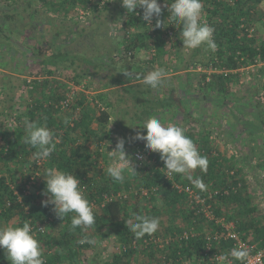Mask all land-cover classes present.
Masks as SVG:
<instances>
[{
    "label": "trees",
    "instance_id": "trees-1",
    "mask_svg": "<svg viewBox=\"0 0 264 264\" xmlns=\"http://www.w3.org/2000/svg\"><path fill=\"white\" fill-rule=\"evenodd\" d=\"M0 2L12 6L18 3V0ZM24 3L25 15L20 14L22 23H8V20L15 17L10 13L5 15L7 20L0 21V62L4 61L0 63V67L3 65L13 70V62L16 69L18 66L14 56L6 57V47L1 45L4 39L9 44L7 47H10L12 30L26 32L29 29L26 41L37 42L31 45L34 54L32 63L36 67L22 86L23 95H27H18L24 101H20L16 108L11 106V113L0 112L4 119V114H15L12 127H6L5 124L0 126V225L1 221L9 222L14 219L13 226H22L26 221L38 226L52 217L53 221L49 227L58 229V236L53 239L50 232L36 236L41 243L45 264H62L64 261L68 264H86L88 260L100 259L101 250L98 243L106 236L114 238L111 242L116 249L106 255L103 264H184L188 260L192 264H240L230 256L228 260L224 259L233 248V242L223 236L213 238L214 233L222 228L214 220L211 221L202 215L199 207L191 203L187 193L174 186L176 182L196 189L202 196L218 191L217 194L214 193L213 198L207 200V203L213 205L216 215L234 221L243 239L264 249V207H260L258 203L260 199L245 175L244 166L236 163L238 158L217 152L220 150L215 147L213 131L209 127L213 123L211 117L206 118L204 114L193 116L187 111V125H178L184 129L185 135L193 140L199 153L208 160L207 170H193L191 180L178 174L167 177L160 155L147 150L144 143L134 145V149L139 146L146 154L142 162L132 156L134 161L130 166L136 173L126 168L123 183L113 182L107 175V149L111 151L112 146L109 143L106 145L105 140L110 141L112 136L109 124L117 101L114 97L121 99L120 94L123 91H132L134 95L141 92L137 88L140 84L138 82H143V76L147 73L144 70L136 71L133 59L137 56L139 48L146 47L148 41L153 42L156 48V55L150 60L156 62L158 58H164V62L169 64L166 57L170 55L171 48L176 43L168 37V30L177 28L176 36L182 30V25H170L171 22L167 18V4L170 5L172 0H158L162 10L159 19L165 21L164 26L155 27L157 18L153 17L154 35L149 32V27L143 21V9L137 7L135 14H128L121 0H25ZM262 4L264 0H235V4L223 0H202L201 21L204 16L209 19L214 29L213 38L217 48L214 52L206 46L194 49L191 56L183 61L184 64L176 75H173L176 77L172 79H177V83L171 88L170 95L160 102H169L171 105L174 103L178 91L176 86L180 84L182 76L178 73L185 71L188 76L194 75L191 70L196 71L198 65H204L199 58L204 48L210 57L206 68L213 62L218 69L236 70L253 65L256 60H264V42L259 46V38H249L245 28H241V19L247 26L256 25L254 16L259 13ZM40 8L47 17L41 16ZM49 14H53L62 22L72 19V16L78 20H86L92 14L96 21L91 26L88 24L79 28L71 25L67 28V35L75 37L76 40L87 33L88 26L95 37H102L99 32L102 26L107 25L104 34L108 35L110 30H116L121 24L124 35L116 41L114 52L111 50L109 54L111 64L107 65L108 68L93 61L89 55H83V52L78 55L75 51L70 52L68 48H56L55 51L56 38L61 37L64 31L55 29L52 37L45 36L48 33L45 31L46 27L52 28L53 21L56 20ZM41 27L43 28L39 33L37 29ZM38 34H41V37H36ZM78 42L81 43V40ZM120 52L125 55H119ZM216 56L219 62L214 60ZM78 58L83 60L86 66L82 68L81 73L71 72V69L75 70L72 66L76 65ZM116 62H121V65L117 66ZM101 67L109 70L107 79L101 77ZM87 72H90L88 74L93 78L98 77L97 82L95 81L99 86L97 95L88 97L85 91H80L66 106L60 105L68 97V89L63 79H72L79 84L88 76ZM126 72L130 73L128 81ZM258 72H261L264 82V67ZM170 74L172 73H168V76ZM239 74L240 72L227 75L219 71L201 72L198 87L195 88L190 82L187 90L191 92L193 100L207 99L202 93L205 85L210 95L216 94L219 100L224 99L223 103L230 105V85ZM170 82L172 84L171 79H166V84ZM134 95L138 103L143 104L146 99L150 101L148 98ZM107 98L108 101L105 102ZM178 102L182 103L180 99ZM100 103H103L104 109ZM258 111L259 120L264 126V109ZM65 117L70 120V125L63 123ZM26 120L46 124L52 132L55 150L41 165L34 156L36 149L25 143ZM243 160L248 161L247 157L242 158ZM258 166L264 170V152L259 158ZM51 167L72 173L79 179L81 189L92 205L96 218L93 228L78 227L72 230V214L62 220L54 211V205L47 202L49 197L45 195L46 183L43 176L45 170ZM32 178L33 190L27 193V186ZM196 181H201L204 189L196 187ZM263 187L261 186V190L264 194ZM119 191L128 193V197L106 201L105 195L111 196ZM18 194L22 197L21 201ZM137 215L158 217V231L136 239L126 222L135 223ZM193 227L198 232L197 236L180 237V234ZM209 236H212L210 241ZM168 237L172 239L168 243L164 240L162 245L155 241ZM82 239L91 243H79ZM0 251L3 249L0 248ZM219 254L223 255L222 263L217 261L216 255ZM0 264H10V261L3 257Z\"/></svg>",
    "mask_w": 264,
    "mask_h": 264
},
{
    "label": "rangeland",
    "instance_id": "rangeland-1",
    "mask_svg": "<svg viewBox=\"0 0 264 264\" xmlns=\"http://www.w3.org/2000/svg\"><path fill=\"white\" fill-rule=\"evenodd\" d=\"M24 2L25 0H18V3L13 4L12 6L0 2V21L7 20L5 15L6 13H10L15 15V19L13 18L12 20H8V23H22V16H20V14L25 15L24 7L26 6V4ZM40 11L41 16L47 17L46 13L42 8H40ZM49 16L55 18L53 14H49ZM88 17L89 18L86 20H78L77 17L72 16V19H68L64 22H62L58 18H55L56 20L53 21L54 25L52 26V28L49 29L48 27H46L45 31H48V33L45 34V36L48 35L49 37L51 35L52 37L53 33L56 32L55 29H62V31H64V34L61 37L59 36L56 38V46L54 48L55 51L56 48H68L70 49V52L75 51L78 53V55L83 52V55H89L93 61L99 62L102 64V66H106L108 68L107 65L111 64L109 54L111 53V50H113L114 52V49L116 48V41L123 37L124 29L120 24V26L116 30H110L108 35H105L104 32L107 29V25H104L99 29V32L103 36L95 37L94 33L92 34L89 27L96 21V19L92 14ZM254 20L258 32H263L264 4L261 5L259 13L255 14ZM88 24H90V26H88L87 33H85L84 36H79L77 38L78 40H76L75 37L67 35L66 33L67 28L71 25L80 28L82 27V25L87 26ZM42 28L43 27L37 29L39 33H41ZM10 29L12 30V27H10ZM12 31L13 35L10 41V47H7V45L9 46L7 40L3 39L1 41V45H4L6 47V57L11 58L12 56H14L15 62L18 63L17 69L16 64L14 62L12 63L13 66H15V69L13 70L10 68H6L3 65L0 67V112L5 113H11V106H14L16 108L20 101H24L22 100L23 98L18 97V95H23L22 86L24 85V81L27 80V78L31 77L29 75L31 71L35 69L34 67H36L32 63L34 59V54L31 50V45H34L37 42L35 40H29V43L26 41L27 35L30 33L29 29L28 31L26 30V32L20 30ZM36 37H41V34H38ZM177 37H179V35L172 40L176 44L171 48L170 55L166 57L169 61V64H166L164 62V58H158L156 62L150 60L154 57V46L153 42L151 41H148L146 47L139 48L137 56L133 59L136 71L141 72L142 70H144L146 73H148L156 68L164 67L166 71H169L168 73H172L167 78L171 79L172 84L171 82L169 83L171 85L165 83L163 86L153 89L150 86L145 85L143 82H138L140 84L137 88L141 91L139 95H134L132 91H123L120 94V96L122 97L121 99L118 100L116 98L119 97H114L117 101L115 103L116 106L113 111V117L109 124V129H111L112 131V136L109 139L110 141L105 140V142L106 145H108V143L111 144L113 150L116 147L118 138H123L125 141V152L127 154V158L130 161V165L134 161L132 158L134 153V145L137 143H144L145 146V142H142V140L135 139V136L138 132L141 134L146 133V129H143L140 126H142L145 120L152 116H155L156 118L160 119L161 122L166 126H178L181 124L187 125L185 123L187 111L190 112L193 116L204 114L206 118L210 119L211 117V119H213V123H211L209 127L213 131V140L217 141L218 143H221V136L219 137L216 134L218 132V129H216V127L214 126V121L216 119H219L218 121L220 123H223V125H226V121H231L234 123L235 127H239L238 121H240L239 119L241 117L252 118L255 120L256 124H259L261 122L259 120L260 115L258 110L264 109V82L261 72H258L259 69L250 68L244 72L241 71L240 74L235 78V80H233L232 84L230 85L232 95L230 96V100H228L231 106L226 103H223L224 99L220 98L219 100V96H216V94L210 95L205 85L203 86L205 88H203L202 93L206 95L205 97H207V99H200L201 101L191 99V92L187 90V85L192 82L195 88L198 87V78L200 76L199 74L201 73L196 72L194 70H191V72L194 74L191 76L185 74V71H180L181 74L178 73L179 76L182 75L181 82L179 84L180 86H176L178 88L177 96H175V100L172 105L169 104V102H160V100H165L164 98L170 95L172 90L171 88L175 86V83H177V79H172L176 77L173 75H176V72H178L182 64H184L183 61L185 59L187 60V58L191 56V53L193 51L186 48L183 49V42ZM79 40H81V43L78 42ZM119 55L122 56L125 54H123V52H120ZM0 57H2V55H0ZM199 58L202 60V64L204 65H206L210 61V57L207 56L205 48L201 51ZM3 62L4 61H1L0 63ZM116 65L120 66L121 62H116ZM85 66L86 65L84 64V61L78 58L76 61V65L72 66L75 70L72 71L71 69V72L77 71V73H81L82 68ZM175 67H177L176 71ZM101 68V77L107 79L109 75V70L105 67ZM88 73L90 72H87L88 76H86L82 80V82L79 83L81 85L84 84L85 86L82 87L79 85V87L86 91V93L89 95L88 97H94L95 95H97L96 90L99 89V86L96 83V79L98 80V77L93 78ZM128 78L130 77H126L127 81ZM63 81L74 82V80L72 79H63ZM202 83L205 84L204 82ZM26 95L24 94L23 96ZM133 95L135 97L138 96L143 97L145 99L148 98L150 101L146 99L143 104L138 103L136 102ZM178 99L182 101L181 104L180 102H178ZM107 101L108 98L105 102ZM163 103L166 105H163ZM4 117L5 119L0 115V126L5 124L6 127H12L15 123V120H13V118H15V114L12 113L9 116L4 114ZM218 134L220 133L218 132ZM223 136H227V134L224 133ZM261 142L264 144V140ZM240 143L241 142H239V140L237 141V143H232L229 140L226 143L224 142L222 146L220 144H215V147L217 149H219L220 147L223 148V151H218L217 149L216 150L217 152L222 153L227 157H230V155H234L238 158V161H236V163L244 166L245 175H247V178L249 179L248 181L252 189L254 190V192L257 193L258 199H260L258 203L260 207H264V194L261 190V186H264L261 185L264 183V170H262L258 166L259 158L261 157L262 152H264L263 148L262 146H260L261 148L258 151H250L248 145L246 144L247 146L245 147V149L240 150ZM246 157L248 161H242V158ZM107 163L109 164V159L107 160ZM32 190L33 187L29 189V191ZM14 222V219L9 222L1 221L0 226L16 227L13 226ZM48 232L51 233L53 239L59 234V230L56 228L54 229L53 227L47 228L46 234ZM112 240H114L113 237L106 236L104 239L101 240V242L98 243L101 250V256L100 259L98 258L93 260L92 264H103V259L106 258V255L113 251L112 249H116V246H113V242H111ZM3 257H6L4 249L3 251H0V259ZM62 264L65 263L63 262ZM184 264H192V262L188 260L185 261Z\"/></svg>",
    "mask_w": 264,
    "mask_h": 264
},
{
    "label": "clouds",
    "instance_id": "clouds-1",
    "mask_svg": "<svg viewBox=\"0 0 264 264\" xmlns=\"http://www.w3.org/2000/svg\"><path fill=\"white\" fill-rule=\"evenodd\" d=\"M122 6L127 13L135 14L137 7L143 9V21L151 25L155 16L157 18L155 27L164 26L161 21V6L158 0H121ZM167 18L171 24L177 27L182 25L179 39L183 42V49L194 50L206 46L210 51H215L217 45L213 38L214 29L207 23H201L203 12L202 0H172L167 4ZM127 76L130 73H125ZM168 73L164 67L156 68L143 76V83L153 89L166 83ZM63 123L70 125V120L65 117ZM146 129V134L137 133L135 139L145 142V148L156 152L164 161L165 175H183L191 180V172L197 168L206 171L208 160L202 156L193 140L185 135L184 129L176 125H164L155 116L149 117L140 126ZM25 143L36 149L34 156L37 159H47L55 150L52 132L45 125L36 121H25ZM109 148V147H108ZM109 164L106 172L113 182L123 183L125 181V169L130 168V161L125 152V141L118 138L115 149H107ZM43 179L46 183L45 195L54 205V211L63 220L71 215V229L75 230L93 228L96 218L92 205L81 189L79 179L69 172L60 171L55 167L45 170ZM196 187L204 189L201 181L195 182ZM46 202V203H47ZM130 231L136 239H142L145 235H152L158 231L160 221L158 217L137 215L135 223L126 222ZM91 243L82 239L79 243ZM0 248L4 249L10 264H45L42 257L41 246L31 225L26 221L22 226H0ZM249 251L244 247H234L224 257L228 260L230 256L234 261L245 264L249 257Z\"/></svg>",
    "mask_w": 264,
    "mask_h": 264
},
{
    "label": "built area",
    "instance_id": "built-area-1",
    "mask_svg": "<svg viewBox=\"0 0 264 264\" xmlns=\"http://www.w3.org/2000/svg\"><path fill=\"white\" fill-rule=\"evenodd\" d=\"M223 1H228L231 4H235V0H223ZM82 14H84L83 11H81ZM203 16V13H202ZM201 23H207L210 27L211 24L209 22V19L206 18L205 16L202 18ZM149 27V32L152 33L154 35V30L155 27L153 26V19L151 21V25H147ZM241 28H245L246 32L248 33V37L249 38H253V37H258L259 41H258V45L260 46V44L262 42H264V31L259 33L257 30L256 25H252V26H247V24L244 22L243 19H241ZM177 32V28H171L168 30V37L171 39L175 38V34ZM258 46V48H259ZM153 53L154 55H156V48L155 46L153 47ZM216 62H219L220 60L218 59V57L216 56L214 59ZM264 67V60H256L255 63L253 65L250 66H246V67H242L240 69H234V70H225V69H218L217 66H215L213 64V62L210 64L209 68H206L205 65H198L197 68L195 69L197 72H205V73H211L214 71H219L221 73H224L225 75L229 74V73H237V72H244L250 68L253 69H260ZM210 80V78H209ZM66 88L68 89V97L66 100H63L60 105L66 106L70 101H73L75 96L77 95L78 92L80 91H84L80 86H85L84 84H77L75 82H68L66 81ZM86 92V91H85ZM100 106L102 109H104V105L103 103H100ZM146 157L145 151L139 147L136 146L134 149V153H133V158L139 161H143ZM47 159H37V162L39 165H41L44 161H46ZM170 177V176H168ZM34 183V178H32L31 182L28 184V190L26 191L27 193L30 192L29 189L32 187ZM174 186L179 189L181 192L187 193L191 203L195 204L196 206L199 207V211L200 213H202V215H204L205 217H207L209 220H214L216 222V224L220 225V227L222 228V230H217L214 235L213 238L217 239L220 238L221 236H223L224 238L231 240L233 242V248L234 247H244L247 248L249 251V257L247 258L245 264H264V249H261L258 247V245L256 243H252L250 241H247L245 239L242 238L240 232L237 230V225L234 221H229L227 220V218L225 216H217L213 205L211 203H207L208 199L213 198L214 193L217 194L218 191L216 192H210L208 196H202L196 189L191 188L188 185H184L181 183H174ZM143 191H145L144 189H142ZM17 193V192H16ZM128 193H124L122 191H119L117 193H113L111 196L105 195L106 201H110L116 198H126L128 197ZM19 196V200H22V197L18 194ZM10 203V202H9ZM53 221V218L50 217L48 220H46L45 223L35 226V225H31L35 236H38V234L46 233L47 228L49 227V225L51 224V222ZM196 228H192L191 230H186L184 231L182 234H180L181 238H188L190 236H197L198 232L195 230ZM212 236H209L208 239L209 241L211 240ZM172 238L168 237L166 239H156V243L160 242V244L162 245L163 241L166 240L165 242H169ZM211 245V244H209ZM210 249V248H209ZM217 261H219V263L222 262L223 259V255L219 254L216 255ZM44 259V258H43ZM45 261V259H44Z\"/></svg>",
    "mask_w": 264,
    "mask_h": 264
},
{
    "label": "crops",
    "instance_id": "crops-1",
    "mask_svg": "<svg viewBox=\"0 0 264 264\" xmlns=\"http://www.w3.org/2000/svg\"><path fill=\"white\" fill-rule=\"evenodd\" d=\"M218 120L219 119H216L214 121V126L216 127V129H218V132L220 133L218 134L217 132L216 134L219 137L221 136V143H218L217 141H215V144H220L222 146L224 142L226 143L229 140L232 143H237V141L239 140V142H241L240 150L242 149L244 150L245 147L248 145V148L250 149V151H258L261 148L260 146H262L263 151H264V144L261 142L264 140V126H262L261 122L259 123L260 124L259 125L258 123L256 124L255 120L252 118L241 117L239 119L240 121H238L239 127H235L234 123L231 121H228V122L226 121L225 123L226 125H223V123H220ZM224 133L227 134V136H223ZM219 150L223 151L224 149L220 147ZM92 262L93 260L89 261L88 263L92 264ZM64 263L68 264L67 261H64Z\"/></svg>",
    "mask_w": 264,
    "mask_h": 264
}]
</instances>
